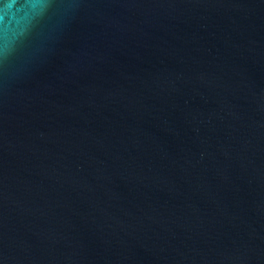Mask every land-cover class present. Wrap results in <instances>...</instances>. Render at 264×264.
Returning a JSON list of instances; mask_svg holds the SVG:
<instances>
[{"label":"water","instance_id":"obj_1","mask_svg":"<svg viewBox=\"0 0 264 264\" xmlns=\"http://www.w3.org/2000/svg\"><path fill=\"white\" fill-rule=\"evenodd\" d=\"M0 264H264V0H0Z\"/></svg>","mask_w":264,"mask_h":264}]
</instances>
